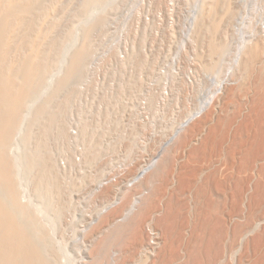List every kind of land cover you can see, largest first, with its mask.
Returning a JSON list of instances; mask_svg holds the SVG:
<instances>
[{"label": "rangeland", "instance_id": "374dc122", "mask_svg": "<svg viewBox=\"0 0 264 264\" xmlns=\"http://www.w3.org/2000/svg\"><path fill=\"white\" fill-rule=\"evenodd\" d=\"M41 2L48 7L53 3L42 26L48 29L52 22L56 24L43 46L47 48L55 41L62 45H57L53 52L52 71L45 73L51 84H43L42 96L28 103L31 106L23 110L19 127L12 130L11 139L2 150L3 160L11 159L14 164L18 202L8 200L1 187L0 199L13 206V214L20 219L18 228L25 226L22 215L18 214L20 207L30 219L37 221L39 231L46 234L44 238L41 235L37 238L59 252L62 264H87L94 257L96 264H147L161 244L155 243L157 237L154 235L159 237V234L153 235V232L157 231L158 217L164 216L169 202L173 210H176L177 202L181 206V217L178 216L172 225L174 228L181 226L182 216L193 218L199 211L200 204L188 186L184 195H178L177 177L180 171L188 176L192 149L200 146L199 138L206 136L202 131L204 136L197 137L198 143L185 144V135L200 118L212 116L214 123L223 116L216 140L207 148L218 147L224 138L231 172L239 175L241 165L254 158L264 146V61L260 59L247 75L243 68L245 55L240 62L235 60L242 38L264 42V0H230L229 10L220 20L221 32L215 35L224 40L226 51L215 57L217 64L213 70L209 65H200L196 56L198 52L204 54V64L211 60L207 56V41L203 42L201 38L195 41L198 21L204 16V10L196 23L192 20L195 5L205 9L207 0H105L90 7L86 13L82 10L84 0ZM100 16L105 17L104 21L96 23ZM88 27L92 28L89 38L85 33ZM88 39L92 50L80 78L73 83L71 91H62L51 103L52 108L64 110V136L51 127L45 134L46 149L52 158L60 192H39L40 170L33 168L29 174L24 158L28 152H37V142L43 130L49 127L44 118L34 122L36 109L55 87L71 54ZM140 58L148 62L142 69L139 62L136 63ZM180 78H184V83ZM138 79L139 85L135 84ZM232 92V102L227 106ZM205 95L212 96L205 113L181 125L180 117ZM83 121L88 122L93 142L100 151L91 164L85 163L88 152L87 141L80 129ZM29 129L32 138L27 146L25 136ZM211 153L212 159L216 160L220 151ZM156 154H160V160L144 178L162 164L164 156H174L172 168L166 174L159 173L144 187H127L125 179L133 176L141 164ZM115 175L121 177L119 188L115 189L118 203L103 208L101 194L115 182ZM213 184L216 186L214 181ZM136 195L140 196L136 207L144 208L152 201L155 215L141 222L137 241L133 240L132 231L125 230L114 236L98 255V249L110 234L106 224L111 218L120 216ZM247 203L246 200L244 207ZM135 212L126 215L118 224L130 223ZM212 220L213 217L208 218L209 222ZM256 221L257 226L242 240H237L235 253L225 252L224 264H242L240 259L244 253L248 254L247 260L250 258L249 263L244 264H264V208L256 215ZM241 222L246 223V216ZM188 233L185 239H191V245H196L197 251L190 264H217V254L219 250L223 251L224 241L217 238L215 244L213 224L204 231L203 241L199 244L194 241L200 233ZM177 239L175 235V251H179ZM185 239L183 244L187 242ZM145 243L154 246L150 250L153 249V254H146L149 257L145 256L143 248L140 250ZM255 247L256 254L252 255ZM179 254L183 255V262L188 260L187 252ZM153 258L151 256L150 260ZM174 259V256L169 257L170 263Z\"/></svg>", "mask_w": 264, "mask_h": 264}, {"label": "bare ground", "instance_id": "6f19581e", "mask_svg": "<svg viewBox=\"0 0 264 264\" xmlns=\"http://www.w3.org/2000/svg\"><path fill=\"white\" fill-rule=\"evenodd\" d=\"M103 1L105 0H84L82 10L86 13L90 7L95 4H100ZM228 4H230V0H207V7L205 9L199 4L195 5L194 15L192 16L193 22L196 23L199 19L198 15H201L202 10H204V16L198 21V31L195 41L199 38L203 42L207 41V56L211 60L204 64V54H199L198 52L196 56L200 65L204 67L209 65L210 70L216 67L217 60H215V57L222 56L226 51L224 40L217 39L215 35L220 31V20L225 16L224 13L229 10L227 7ZM52 8L53 3L48 7L44 6L41 0H0V187L5 190L8 200L10 199L13 202L15 200L18 202L17 199L19 197L15 183L14 164L11 159L7 162L3 160L2 150L11 139L12 130L19 127L23 110L31 106L28 103L42 96L44 93L41 91L43 84L47 86L51 84L45 78V73L52 69V56L55 47L62 45L60 41H55L47 48L43 46V41L49 36V31L56 26L55 22H52L48 29L42 26V21ZM104 19V16H100L96 19V23L103 22ZM91 30V27L85 29L87 38L90 37ZM91 50L92 46L89 39L76 48L71 54L63 74L55 81V87H53L36 109L34 122H39L40 119L44 118L49 127L43 130L37 142V152H28L24 158L29 174L33 168L38 167L40 170L37 179V190L39 192L42 190L52 191L56 194L60 192L59 183L53 171L52 158L46 149L45 134L47 131L49 132L51 127V129L56 128L60 136H64V125L62 123L64 110L62 107L57 109L52 108L51 103L62 91L67 92L72 90L73 83L82 74ZM243 54L245 55L243 68L248 75L254 67V64L260 59L261 62L264 61L263 40L251 41L250 39L242 38L241 44L236 51V62H240ZM140 59L136 63L139 62V68H144L145 66L143 65L147 61L142 58ZM182 79L184 80V78ZM182 79L181 81H183ZM223 82H221V86H223ZM135 84L139 85V79L136 80ZM232 96H234L233 92L229 94V99L226 102L227 106H230ZM211 97L205 95L204 98H199V102L195 103L191 108H188L184 112V115L180 117V124L185 125L195 117L202 116L211 103ZM203 117L185 135L184 141L185 144L198 143L197 137L202 134V131H205L204 135L206 134V136L201 140L199 138L200 146L192 149L188 176L185 177L184 172L180 171L177 177L178 195H184L187 192L185 187L188 186L189 192L194 197L196 196L195 199L200 204L197 208L199 211L196 213V216L193 215V218L182 216L181 226L174 228L176 219L178 216L181 217L179 213L181 206L180 202H177L175 205L176 210H173L169 202L164 216L158 217L157 231L155 233L153 232V235L159 234V237L158 235H154V237H157L155 243L161 244H158L157 249L155 248L154 258L151 255L153 258V260L151 259L152 261L150 260L151 256H146V254L152 253L153 249L152 251L150 250L154 246L151 243L152 246L149 243H145L140 247V250L143 248L145 256L149 257V262L151 261L150 263L148 262L149 264H190L191 260L196 256L197 251L195 252L196 245L195 247L191 245L192 240L185 239L187 233L194 234L195 231L196 233L199 232L200 236H197L195 238L196 241H194L195 244H199L203 241L202 234L212 224L215 244L217 238H221L224 241L223 251L221 250L220 252L219 250V254H217L219 258L216 259V262L217 264H224L226 258L225 252L231 251L235 253V248L238 244L237 240H242L257 226L256 215H260L264 208V146L255 153L254 158L250 161H245L241 165V168L238 170L239 175L234 171L231 172L232 165L229 164L226 140L223 138V141L218 147H216L217 145H213L212 148H207L208 145L215 142L218 131L221 128L220 125L223 116L219 117V122L218 119L216 121L214 120V123L212 121L214 117ZM209 125L210 127H206ZM88 127V122L84 121L80 127L81 134L87 141L86 153H91L89 156L88 154L85 155V163L92 162L100 153L96 149V143L93 142V133L89 131ZM206 129L208 133H206ZM204 135L202 134L200 136L203 137ZM31 138L32 130L29 129L25 136L27 146L30 144ZM214 151H220V154H217L216 160L212 159L211 152ZM152 158L136 169V173L133 176L134 179L139 178L141 175L144 178L147 171L160 160V154H156ZM172 164H174V156H164L162 164L152 173H149L144 180L142 179L138 182L136 187H144L145 184L153 181L159 173L166 174L169 168H172ZM213 181L216 183V186H214ZM118 184L112 182L101 194L103 208L112 207L115 203H118V193L115 191V189L117 190L119 188ZM139 198L140 196L136 195L133 203L126 207L120 216L111 218L109 224L105 223L109 227L110 234L102 242L98 249V255L106 248V245H109L114 236L123 233L125 230L132 231L133 240H138L141 222L148 216L155 215V211H152L154 208L152 201L147 202V206L144 208L140 209L136 207ZM246 200L248 203L245 208ZM21 208H19L18 214L22 215V223L25 226L18 228L20 219L13 214V206L7 203L6 200L0 199V264H62V256L59 252L53 250L45 240L37 238L40 235L43 238L46 236L45 233L39 231L37 221L30 219L29 214L24 213L25 211ZM135 210L136 212L130 223L125 225L118 224L126 215L131 212L134 213ZM245 216L246 223H243L241 219L245 218ZM209 217H213L214 220L209 222ZM161 228L164 231V235ZM175 235L178 237L179 251L173 250ZM184 239L187 241L185 244H183ZM256 248H252V255L253 253L256 254ZM218 249H221V247L219 246ZM181 251L183 253L187 252L188 260L186 262L182 261L183 255L179 254ZM246 255L248 254L244 253L241 256L240 260L242 264L249 263L250 261V258L247 260L248 256ZM172 256L175 259L170 263L169 257ZM95 258H92L87 264H96Z\"/></svg>", "mask_w": 264, "mask_h": 264}, {"label": "built area", "instance_id": "2783aa9c", "mask_svg": "<svg viewBox=\"0 0 264 264\" xmlns=\"http://www.w3.org/2000/svg\"><path fill=\"white\" fill-rule=\"evenodd\" d=\"M153 159V158H152ZM151 160V159H150ZM148 162V161H147ZM146 162V163H147ZM145 164V163H144ZM134 176V175H133ZM133 176H131L130 178H127V179H125L124 181L126 182L125 183V185H127V187H131V186H134V185H136L141 179H142V175L139 177V178H137V179H134L133 178ZM121 179V177H119L118 175H115L114 176V180L113 181H115V182H117L118 183V181ZM114 182V183H115ZM118 202V201H117Z\"/></svg>", "mask_w": 264, "mask_h": 264}]
</instances>
